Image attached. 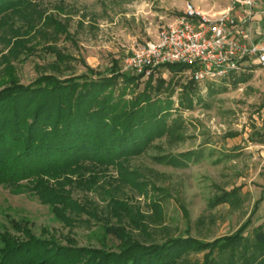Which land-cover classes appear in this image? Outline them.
<instances>
[{"label": "trees", "instance_id": "1", "mask_svg": "<svg viewBox=\"0 0 264 264\" xmlns=\"http://www.w3.org/2000/svg\"><path fill=\"white\" fill-rule=\"evenodd\" d=\"M41 1L0 0V42L7 49L0 56L7 78L0 74V186L35 195L69 228L79 224L83 215L103 222L105 237L118 244L115 249L77 247L67 238L61 245L36 238L15 223L19 236L0 234V264H264V222L246 234L264 189L246 221L230 235L210 242L176 237L151 243L139 238V234L148 236L145 219L149 217L115 193L129 187L147 197L149 184L140 181L129 161L150 149L159 151L153 157L156 163L176 168L203 157L200 150L172 154L154 144L161 139L168 144L184 141L181 112L205 103L199 84L191 79L180 83L178 78L188 69L181 64L161 65L144 78V73L122 72L118 60L103 71L81 61L85 70L75 74L71 65L75 58L53 45L44 49L54 60L43 73L27 85L19 83L11 62L33 52L27 37L30 31L36 29L54 41L60 35L71 40L67 25L40 10ZM17 20L27 27H14ZM163 71L169 73L168 80ZM250 78L248 72L231 74L221 83L237 87ZM206 84L209 95L218 93L213 82ZM224 90L226 86L219 91ZM74 189H98L111 196L102 209L88 199H74ZM242 202L240 189L234 188L215 196L210 204L237 208ZM150 207L155 217L149 224L156 225L162 220L160 203L152 201ZM191 254H202L201 261L189 259Z\"/></svg>", "mask_w": 264, "mask_h": 264}, {"label": "rangeland", "instance_id": "2", "mask_svg": "<svg viewBox=\"0 0 264 264\" xmlns=\"http://www.w3.org/2000/svg\"><path fill=\"white\" fill-rule=\"evenodd\" d=\"M188 3L214 14L227 8L230 0H42L40 10L67 25L71 40L60 35L54 41L51 36L36 33V29L30 31L27 37L29 45L34 47L33 52L11 62L14 74L21 84L34 81L54 60L44 51L49 45L75 58L71 62L75 74L85 70L81 61L97 71L109 67L112 60H118L123 68L125 56L154 40L159 27L181 17ZM14 23V27L23 25V30L27 27L18 20ZM35 26L41 31L40 23ZM6 50L0 42V56ZM3 67L0 65V74L7 79L3 76ZM162 77L168 80L170 75L163 71ZM189 77L185 71L178 79L186 83ZM224 86L226 90L219 91ZM198 87L205 103H197L192 110L181 112L186 128L184 141L168 144L161 139L154 144L172 154L200 150L203 157L188 167L176 168L156 163L153 157L159 151L150 149L129 161V168L137 171L140 181L149 184L147 197L129 187H121L115 193L117 198L129 200L149 217L145 219L148 236L139 234L144 242L161 243L176 237L210 242L230 235L246 221L254 202L263 195L264 78L261 71L254 67L251 78L237 87L224 85L221 80L213 81L214 90H218L214 95H209L206 82L199 83ZM176 97L175 94L174 108ZM254 132L260 136L253 135ZM109 175L116 177L114 172ZM107 180L115 185L109 178ZM234 188L240 189L243 202L239 207L211 206L215 196ZM110 196L98 189H74L72 192L74 199H88L102 209ZM152 201L159 202L162 209V220L156 225L149 224L155 217L150 207ZM85 220L88 219L83 215L79 224L69 228L35 195L0 186V234L8 232L19 236L20 232L13 228L17 223L36 238L53 240L57 244L64 245L69 238L77 247L115 249L118 242L110 236L105 237L103 222L88 220L86 224ZM263 222L264 196L246 234ZM189 259L201 261L202 254H191Z\"/></svg>", "mask_w": 264, "mask_h": 264}, {"label": "built area", "instance_id": "3", "mask_svg": "<svg viewBox=\"0 0 264 264\" xmlns=\"http://www.w3.org/2000/svg\"><path fill=\"white\" fill-rule=\"evenodd\" d=\"M258 0H230L219 13L208 14L186 4L181 17L159 27L155 39L133 50L122 62V72L144 78L164 64L188 66L189 79L199 83L253 73L264 78V31L254 39L250 20ZM241 14L235 15V9Z\"/></svg>", "mask_w": 264, "mask_h": 264}, {"label": "crops", "instance_id": "4", "mask_svg": "<svg viewBox=\"0 0 264 264\" xmlns=\"http://www.w3.org/2000/svg\"><path fill=\"white\" fill-rule=\"evenodd\" d=\"M253 13L254 15L250 20V29L252 37L256 39L264 31V0H258V5L253 9ZM233 14H241V9H235Z\"/></svg>", "mask_w": 264, "mask_h": 264}]
</instances>
